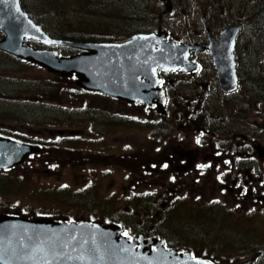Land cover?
Listing matches in <instances>:
<instances>
[{
	"label": "flooded vegetation",
	"instance_id": "af4514ba",
	"mask_svg": "<svg viewBox=\"0 0 264 264\" xmlns=\"http://www.w3.org/2000/svg\"><path fill=\"white\" fill-rule=\"evenodd\" d=\"M148 2L155 6H143L140 0L93 1L96 9L101 10L102 18L139 21L145 14L155 23L151 21L152 28L144 32L128 31L117 39L86 36L82 41H74L91 45H120L134 36L159 35L162 37V46L180 51L182 65L175 70H157L154 90L153 82H150L154 79L149 80V73L142 75L139 79L142 90L136 93L144 98L142 102L111 96L109 93L117 90H104L102 85V92L78 88L87 97L99 101L97 110L83 115L84 122L81 125L87 124L91 131L96 132L97 154H87L96 163H88L96 165L90 169L102 171V188L105 185V190L111 195L106 205L112 211L108 219H104L105 216H89L87 219L71 221L119 227L125 238L137 241L141 236L145 241H161L166 251H176L210 264H219L206 255L199 256L191 249L173 245L160 229L170 226L179 212L183 211L182 218L191 217L182 210L181 202L188 196L190 202L199 204L205 201L203 209L208 217L213 216L217 206L224 208L236 203L237 207H233L236 211H239L238 206H241L240 211L243 213L264 211V80H255L249 72L263 64L255 63L256 56L257 61L259 59L255 51L262 46L261 38L264 36V0ZM28 45L34 50L47 49L32 41ZM56 50L59 57L66 58L82 53L62 48ZM64 50L69 52L66 54ZM214 50L220 54L218 62L232 67L236 88L231 92L221 89L216 60L211 53ZM252 60L255 61L252 63ZM68 80L75 85L77 79L70 77ZM253 82L257 88L255 91L249 86ZM130 89V86H125L121 95L131 97ZM49 100L53 98L49 96ZM252 108L261 123L250 136L243 130L242 124L249 120L248 111ZM18 125L13 129L11 127L14 125L6 127L0 123V139L31 146L38 152L28 156L19 166L0 170V176L34 161V164L40 163L42 155L48 152L44 151L47 145L57 144L56 141L48 140L43 132H56L60 137L57 141L63 143L61 146L65 147L67 155H70V151L65 145L72 147L75 143L72 138L82 134L78 129L67 127L81 126L78 123H65L57 128L54 123H46L49 125L47 128L52 129L43 130L34 128L35 124ZM87 151H90V147ZM120 170L126 173L122 183L111 177L112 171L119 173ZM113 188L119 192L123 190L124 199L115 200ZM218 194L223 195L221 204L215 198ZM211 196L214 198L206 203L207 197ZM230 198L234 204L228 202ZM114 201L123 205L122 210L119 205L111 206L115 205ZM2 207H5L4 212L0 214L21 217L12 213L10 207ZM140 210L143 212L142 221L136 219L134 226L125 223L126 220L137 218V211ZM36 215L46 219L54 217L52 220L60 223L69 222V218L57 219L51 213ZM229 259L230 262L226 264H235L237 260ZM251 260L253 264H264V252L258 251Z\"/></svg>",
	"mask_w": 264,
	"mask_h": 264
},
{
	"label": "rangeland",
	"instance_id": "374dc122",
	"mask_svg": "<svg viewBox=\"0 0 264 264\" xmlns=\"http://www.w3.org/2000/svg\"><path fill=\"white\" fill-rule=\"evenodd\" d=\"M93 1L96 2V0H20V5L33 22L59 40H63L62 37L65 35L75 34L82 36L78 39H85L86 36L117 39L125 36L128 31L144 32L152 28L151 21L155 23L154 19L147 18L145 14L139 21L102 18L101 10L99 9V12L96 9V3ZM140 4L149 8L155 6L148 0H140ZM175 25H178V21ZM167 26L171 27L169 24ZM1 38L0 33V40ZM74 41L77 40L71 42ZM261 44L262 46L255 51L259 55L258 61L256 56L255 63L263 64L249 71L255 80L256 78L264 80V36L261 38ZM64 51L66 54L69 52ZM254 61L252 60V63ZM257 70L260 72L257 73ZM49 96L53 100H49ZM98 106L97 99L87 97L68 78L55 76L36 65L23 63L0 52V115L5 113L0 116V123L6 127L14 125L11 127L14 129L19 126L18 124L24 123L35 124L34 128L43 130L52 129L47 128L49 125L46 123L56 124L55 128L62 127L65 123L81 125L84 122L83 115L97 110ZM248 115L249 120L244 121L242 125L243 130L251 136L261 122L253 108L248 111ZM67 127L82 131L79 137L72 138L75 141L72 147L64 144L70 155L64 152L65 147L61 146L63 143L59 144L61 141H57L60 137L56 132L45 131L43 133L48 140L56 141L59 145H47L44 151L48 152L42 155L40 163L34 164V161L0 176L2 184L0 213L4 212L5 207H2L4 205L10 207L12 213L19 214L21 216L19 219L26 221L44 220L60 223L56 222L57 220L53 221L54 217L46 219L44 216L36 215L50 213L57 219L69 218L67 220L70 223L71 220L79 221L89 216L94 218L105 216L104 219H108L112 208L107 206L106 202L109 203L111 195L105 190V185L102 188L104 183L102 171L90 169L96 165L88 163L95 162L94 159H89L91 157L87 154H97L96 132L91 131L87 124ZM49 147L55 150L51 151ZM88 147L90 151H87ZM97 167L99 169V166ZM112 172L111 177L120 183L125 180L124 171ZM112 192L116 193L115 196L112 195L115 200L125 197L123 190L119 192L117 188H113ZM222 196L218 194L215 197L218 199L217 203H223ZM211 198L214 197H207L206 203ZM189 199L188 196L181 202L182 210L188 212L195 221L191 217L182 218V211L178 213L174 222L173 220L170 222V226L160 229L170 243L191 249L199 256L206 255L219 264L230 262L229 258H235L244 264L252 261L258 251L264 252V211L243 213L240 211L241 206H238L239 211L233 208L237 207L236 203L234 206L222 205L224 208L217 206L213 216L208 217L205 216L208 214L203 209L205 201L198 204L196 201L190 202ZM228 202L235 203L231 198ZM114 203L115 205L111 206L119 205L122 210V204L115 201ZM137 212H139L137 218L126 220L125 223L134 226L136 219L142 221L143 212L141 210Z\"/></svg>",
	"mask_w": 264,
	"mask_h": 264
},
{
	"label": "water",
	"instance_id": "95a60500",
	"mask_svg": "<svg viewBox=\"0 0 264 264\" xmlns=\"http://www.w3.org/2000/svg\"><path fill=\"white\" fill-rule=\"evenodd\" d=\"M0 33L3 36L0 52L36 65L55 76L74 77L77 79L75 86L81 90L102 92L100 88L104 86V90H117L115 93L111 91L109 95L131 102H142L144 99L136 95L142 90L139 81L142 75L149 73V80L154 79L150 81L153 82L154 90L157 70H175L182 65L180 51L162 46V37L159 35L134 36L120 45L54 40L24 12L20 0H0ZM28 41L49 48H70L82 53L71 58H59L56 50H34ZM211 53L216 60L215 67L222 91H233L236 80L232 67L228 68L218 62V51ZM125 86L132 88L131 97L121 95ZM37 152L38 149L31 146L0 139V170L19 166L28 156ZM0 264L210 263L188 254L167 252L160 242L151 239L145 241L139 237L137 242L127 240L122 237V231L114 226L104 227L86 222L26 221L0 216Z\"/></svg>",
	"mask_w": 264,
	"mask_h": 264
},
{
	"label": "trees",
	"instance_id": "16d2710c",
	"mask_svg": "<svg viewBox=\"0 0 264 264\" xmlns=\"http://www.w3.org/2000/svg\"><path fill=\"white\" fill-rule=\"evenodd\" d=\"M22 7V6H21ZM76 35V36H75ZM75 35H73V36H67V35H65V36H63L62 37V39L63 40H66V41H72V40H77V41H82V39H78L79 37H82L80 34H75ZM250 88H253L254 90H252V91H255V90H257V88H256V85H255V83H250ZM254 86V87H253Z\"/></svg>",
	"mask_w": 264,
	"mask_h": 264
},
{
	"label": "snow or ice",
	"instance_id": "6c2138e0",
	"mask_svg": "<svg viewBox=\"0 0 264 264\" xmlns=\"http://www.w3.org/2000/svg\"><path fill=\"white\" fill-rule=\"evenodd\" d=\"M197 142H199V141H197ZM125 235H127V233Z\"/></svg>",
	"mask_w": 264,
	"mask_h": 264
},
{
	"label": "bare ground",
	"instance_id": "6f19581e",
	"mask_svg": "<svg viewBox=\"0 0 264 264\" xmlns=\"http://www.w3.org/2000/svg\"><path fill=\"white\" fill-rule=\"evenodd\" d=\"M126 27V26H125Z\"/></svg>",
	"mask_w": 264,
	"mask_h": 264
}]
</instances>
